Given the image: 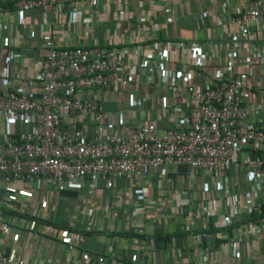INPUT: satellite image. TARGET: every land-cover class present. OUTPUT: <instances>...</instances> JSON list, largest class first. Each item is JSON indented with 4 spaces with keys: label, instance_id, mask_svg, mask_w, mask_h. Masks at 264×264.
Wrapping results in <instances>:
<instances>
[{
    "label": "built area",
    "instance_id": "obj_1",
    "mask_svg": "<svg viewBox=\"0 0 264 264\" xmlns=\"http://www.w3.org/2000/svg\"><path fill=\"white\" fill-rule=\"evenodd\" d=\"M92 1L99 0H0V9L56 19ZM237 1L226 29L196 48L173 41L58 46L35 26L38 70L31 78L7 75L0 88V117L27 126L0 133V264H52L60 253L65 264H106L79 250L82 237L68 226L46 238L32 211L38 204L52 212L51 194L60 190L87 198L100 181L109 188L120 179L156 190L153 200L135 191L137 222L151 209L159 221L190 228L179 264H264V0ZM1 31L10 38L6 26ZM86 35L93 40L92 31ZM10 56L19 60L15 51ZM108 96L121 107L113 117L103 106ZM142 112L161 115L162 131L140 119ZM175 166L188 169L193 186L207 179L196 197L174 194L164 171ZM43 186L50 191L39 201ZM44 240L53 245L48 257ZM132 257L121 264H142Z\"/></svg>",
    "mask_w": 264,
    "mask_h": 264
},
{
    "label": "crops",
    "instance_id": "obj_2",
    "mask_svg": "<svg viewBox=\"0 0 264 264\" xmlns=\"http://www.w3.org/2000/svg\"><path fill=\"white\" fill-rule=\"evenodd\" d=\"M236 7H239L237 0H99L72 4L56 19L43 16L35 10L19 17L10 6L2 7L0 88L5 87L7 75L13 77L19 74L31 78L38 70L39 47L33 37L36 25H41L43 32L49 33L58 46L93 44L109 47L126 45L127 42L131 46H140L173 41L196 48L226 29V17L234 15ZM1 26H6L5 33L10 37L7 40L3 37ZM88 30L93 33L92 41L87 39ZM11 51L17 53L18 61H13ZM165 95L159 89V100L163 104ZM243 95L251 98L249 91H244ZM103 106L110 117L121 109L109 96ZM135 109L142 111L141 107ZM139 118L150 122L158 132L165 127L163 117L159 114L153 120L142 112ZM26 127L21 121L13 122L0 117V133L15 135ZM160 173L158 171L154 175L155 179ZM164 173L173 185L174 194L184 190L194 198L203 189L202 182L197 178L194 186L193 182L192 185L188 182V169L185 166L168 168ZM138 188L142 189V196L151 200L157 196L153 186L120 179L112 187L105 188L100 181L87 198L86 194L74 191L60 190L53 196L51 194L52 212L35 204L32 216L39 217L38 230L44 232L45 237H56L61 227L74 229L82 237L78 243L79 250L102 255L106 264L130 262L135 254L137 262L142 264H179L183 259L182 251L190 244V228L180 223L179 219L174 222L159 221L154 218L151 209L144 211L145 223L137 222L135 217L142 213L136 199L135 191ZM49 191L48 187L43 186L39 201ZM181 204L182 199L174 202L177 212L182 210ZM187 209L190 210L191 206ZM22 211L26 212V209ZM164 211L169 216L174 214L166 208ZM194 222L196 226V220ZM52 246L50 241L44 240L45 257L52 254ZM219 263L224 264V260ZM52 264H65L63 253L56 254Z\"/></svg>",
    "mask_w": 264,
    "mask_h": 264
},
{
    "label": "rangeland",
    "instance_id": "obj_3",
    "mask_svg": "<svg viewBox=\"0 0 264 264\" xmlns=\"http://www.w3.org/2000/svg\"><path fill=\"white\" fill-rule=\"evenodd\" d=\"M198 181L202 182L203 184L207 183L206 178H202L201 176L197 178Z\"/></svg>",
    "mask_w": 264,
    "mask_h": 264
}]
</instances>
